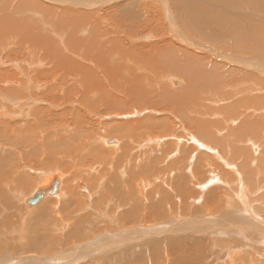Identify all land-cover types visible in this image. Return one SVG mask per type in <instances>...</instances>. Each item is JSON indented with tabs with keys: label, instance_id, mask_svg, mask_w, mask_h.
Returning <instances> with one entry per match:
<instances>
[{
	"label": "bare ground",
	"instance_id": "6f19581e",
	"mask_svg": "<svg viewBox=\"0 0 264 264\" xmlns=\"http://www.w3.org/2000/svg\"><path fill=\"white\" fill-rule=\"evenodd\" d=\"M0 264H264V0H0Z\"/></svg>",
	"mask_w": 264,
	"mask_h": 264
},
{
	"label": "water",
	"instance_id": "95a60500",
	"mask_svg": "<svg viewBox=\"0 0 264 264\" xmlns=\"http://www.w3.org/2000/svg\"><path fill=\"white\" fill-rule=\"evenodd\" d=\"M53 186H50V188L48 189V193H54L55 192V188H52ZM44 195V193L43 194H41V192L40 191H38L37 193H36V198L33 200V201H37L38 199H40L42 196Z\"/></svg>",
	"mask_w": 264,
	"mask_h": 264
},
{
	"label": "rangeland",
	"instance_id": "374dc122",
	"mask_svg": "<svg viewBox=\"0 0 264 264\" xmlns=\"http://www.w3.org/2000/svg\"><path fill=\"white\" fill-rule=\"evenodd\" d=\"M176 80H179V79H177V78H175ZM111 140H113V139H111ZM111 146V145H110Z\"/></svg>",
	"mask_w": 264,
	"mask_h": 264
}]
</instances>
